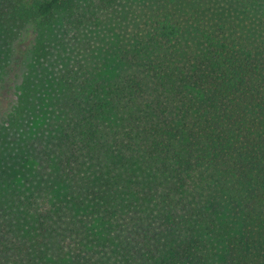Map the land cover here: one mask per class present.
Masks as SVG:
<instances>
[{"label": "trees", "instance_id": "obj_1", "mask_svg": "<svg viewBox=\"0 0 264 264\" xmlns=\"http://www.w3.org/2000/svg\"><path fill=\"white\" fill-rule=\"evenodd\" d=\"M174 1L122 53L149 88L138 75L66 81L56 190L0 201V264H264V42L252 49L218 25L181 58ZM79 13L76 0H0L7 45L42 38L54 15L81 27ZM8 63L0 55V84Z\"/></svg>", "mask_w": 264, "mask_h": 264}, {"label": "rangeland", "instance_id": "obj_2", "mask_svg": "<svg viewBox=\"0 0 264 264\" xmlns=\"http://www.w3.org/2000/svg\"><path fill=\"white\" fill-rule=\"evenodd\" d=\"M164 0H76L81 27L54 15L51 26L25 41L7 45L0 26V55L9 67L1 71L0 201L31 197L51 199L54 185L51 139L63 114L66 81L88 73L98 81L147 75L122 59L142 34V22ZM171 12L181 27V58L198 57L201 34L223 26L227 38L256 49L264 42V0H175ZM31 28V26H30ZM41 40L45 58L34 61ZM2 66V65H1ZM3 72V73H2ZM27 94L23 113L13 122L19 94ZM27 190L30 194H27ZM26 194V195H25ZM47 198V199H46Z\"/></svg>", "mask_w": 264, "mask_h": 264}]
</instances>
